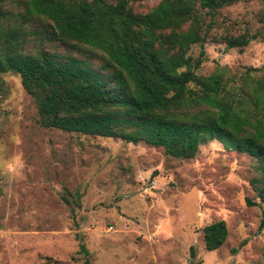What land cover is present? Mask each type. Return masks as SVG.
<instances>
[{"label":"rangeland","instance_id":"rangeland-1","mask_svg":"<svg viewBox=\"0 0 264 264\" xmlns=\"http://www.w3.org/2000/svg\"><path fill=\"white\" fill-rule=\"evenodd\" d=\"M115 2L116 0H108ZM160 0L130 3L146 13ZM205 55L196 72L235 79L264 77V0H240L207 12ZM253 35L242 49L222 35ZM31 39L91 62L84 44ZM200 45L188 53L198 58ZM0 87V264H264V203L255 190L258 158L216 138L199 140L192 158L121 138L85 135L40 124L37 105L15 72ZM247 199L254 204H249ZM223 219L228 235L207 250L203 227Z\"/></svg>","mask_w":264,"mask_h":264},{"label":"trees","instance_id":"trees-1","mask_svg":"<svg viewBox=\"0 0 264 264\" xmlns=\"http://www.w3.org/2000/svg\"><path fill=\"white\" fill-rule=\"evenodd\" d=\"M134 1L0 0V87L3 73H18L47 128L144 141L181 159L194 156L199 140L219 139L258 158L255 190L264 203V77L247 72L235 84L224 70L196 72L211 28L198 9L240 0H160L146 13L134 12ZM33 38L84 44L104 60L94 68L72 54L28 48ZM221 38L228 48L242 49L254 36ZM193 44L201 47L196 59L188 53ZM227 235L223 219L207 224L205 248H219ZM80 251L90 264L83 243Z\"/></svg>","mask_w":264,"mask_h":264}]
</instances>
